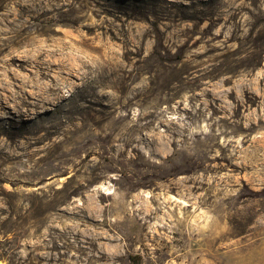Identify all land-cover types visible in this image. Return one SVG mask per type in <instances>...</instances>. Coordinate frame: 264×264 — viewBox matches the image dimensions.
I'll use <instances>...</instances> for the list:
<instances>
[{"label": "rangeland", "instance_id": "1", "mask_svg": "<svg viewBox=\"0 0 264 264\" xmlns=\"http://www.w3.org/2000/svg\"><path fill=\"white\" fill-rule=\"evenodd\" d=\"M0 38V264H264V0H0Z\"/></svg>", "mask_w": 264, "mask_h": 264}, {"label": "bare ground", "instance_id": "2", "mask_svg": "<svg viewBox=\"0 0 264 264\" xmlns=\"http://www.w3.org/2000/svg\"><path fill=\"white\" fill-rule=\"evenodd\" d=\"M28 24H30V21H28ZM31 25V24H30ZM29 25V26H30ZM20 26H24L23 24H21ZM23 38V37H22ZM30 38V37H29ZM1 39V38H0ZM26 39V38H25ZM29 40V39H28ZM23 41V40H22ZM19 42H20V40H19ZM33 45V44H32ZM2 48H1V43H0V50H1ZM39 53V52H38ZM172 196V199H174V200H176V201H179L180 203H182V204H187V202H185V200L183 201V200H181L180 198H178V197H176V196H174V195H171Z\"/></svg>", "mask_w": 264, "mask_h": 264}]
</instances>
